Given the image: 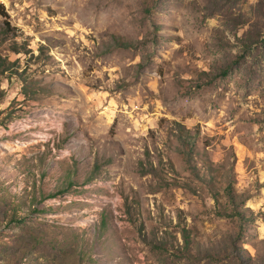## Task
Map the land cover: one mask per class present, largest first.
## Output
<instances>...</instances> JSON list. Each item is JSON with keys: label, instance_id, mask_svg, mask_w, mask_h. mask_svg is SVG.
I'll return each instance as SVG.
<instances>
[{"label": "rangeland", "instance_id": "rangeland-1", "mask_svg": "<svg viewBox=\"0 0 264 264\" xmlns=\"http://www.w3.org/2000/svg\"><path fill=\"white\" fill-rule=\"evenodd\" d=\"M0 64V264H264V0H0Z\"/></svg>", "mask_w": 264, "mask_h": 264}, {"label": "trees", "instance_id": "trees-1", "mask_svg": "<svg viewBox=\"0 0 264 264\" xmlns=\"http://www.w3.org/2000/svg\"><path fill=\"white\" fill-rule=\"evenodd\" d=\"M9 66V65H8ZM7 67V65H6ZM2 73V65L0 64V74Z\"/></svg>", "mask_w": 264, "mask_h": 264}]
</instances>
